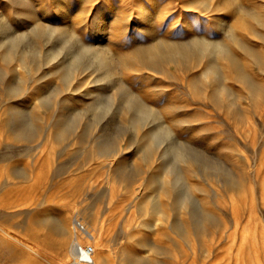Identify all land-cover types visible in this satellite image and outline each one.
<instances>
[{"label": "rangeland", "instance_id": "1", "mask_svg": "<svg viewBox=\"0 0 264 264\" xmlns=\"http://www.w3.org/2000/svg\"><path fill=\"white\" fill-rule=\"evenodd\" d=\"M210 2L0 0L2 21L27 32L24 45L39 50L21 60L18 49L4 55L11 43L0 28V223L45 257L27 264H85L73 243L93 245L110 264H123L125 256L116 255L123 243L140 247L142 264H264V0H221L217 15L234 24L227 31L206 13ZM138 7L147 15L142 20ZM39 22L55 31L42 26L34 37ZM95 26L103 32L96 35ZM68 29L85 44L110 49V74L96 64L72 80L62 77L57 58L45 55ZM196 38L233 50L254 86L240 81L229 60L201 52L206 45L158 58L156 67L137 56L138 45L159 39L184 46ZM239 39L249 51L236 46ZM130 87L155 105L172 139L210 157L227 180L200 175L192 162L165 168L157 160L147 168L132 141L130 113L117 102L105 112L93 105L97 92L119 101ZM101 135L111 137L114 154L100 151ZM176 170L184 183L174 187ZM15 246L0 242L1 264L25 258Z\"/></svg>", "mask_w": 264, "mask_h": 264}, {"label": "bare ground", "instance_id": "2", "mask_svg": "<svg viewBox=\"0 0 264 264\" xmlns=\"http://www.w3.org/2000/svg\"><path fill=\"white\" fill-rule=\"evenodd\" d=\"M13 1H19L23 3L25 2L27 4L29 3V0H13ZM138 8L140 9L139 18L142 20L147 15H143L145 11L142 10L141 7H138ZM205 9H206V13H209V15L212 17L213 23L216 26L217 30L227 31V30L233 29L232 27H234V24L229 23L228 21H225L223 16L217 15L218 12H220L222 9L221 0H211V2L206 6ZM2 20L3 19L0 20V28L2 29V36L8 38L6 39L7 40L6 42L11 43L5 48L3 52L4 55L12 53L11 51L17 50V49L19 50L17 52L19 60H21L22 58L26 56L34 57L35 55L39 54V50L33 44L29 46L24 45L25 43L28 42V41L24 42L25 40H28L27 32L25 31L13 32L11 29H9V26ZM151 20H152L151 17H147L145 19L147 23ZM77 21L79 22V20ZM124 21H128V20L125 19ZM42 23L39 22V24L33 25V28H31L30 32L32 35H34V37H38V29L41 28L42 26H46L47 27L46 30L50 32L55 31L50 26L45 24L44 22ZM183 26H185V24H182L181 27L183 28ZM138 28H141V27H138ZM94 29H95L94 33L96 35H99L103 32V30L99 26L98 27L95 26ZM68 31L69 29L64 31L65 40L62 42V44L58 46V48L50 47L49 51L46 53L47 55H45L48 61L49 60L52 61L57 58V65L60 66L59 72H61L62 77L65 78V80L67 79V81L72 80V78H75L76 75L80 72V70L84 71L92 67L96 68V66H93L96 64L98 65L102 73H104V75L110 74V72L112 71L110 60L113 58L111 57L112 55L110 56L108 53L110 49L100 48L98 45H95V44H90V43L85 44L81 40L77 39L76 37L77 35L75 32H72L71 30L69 32ZM114 31H118V30H114ZM124 32L125 30L119 31L120 35L123 34ZM118 35H116V38L118 37ZM194 43L206 45L200 49L201 52H206L209 55L216 56V58H224V59L229 60L231 65L236 69V73L239 75L238 77L240 78V81H242L245 85L248 84L251 87L254 86L255 82L251 80L244 73L245 69L241 67L243 63L239 62L233 50L230 51V49L225 44H222L221 42H211V41L208 42L204 38H199V39L196 38V39H193L192 42L185 44L184 46H180V45L175 46L172 44L166 45L165 42H162L161 40L158 39V40H155V42L149 46L138 45L136 52H137V56L141 58L142 64H144L146 67L147 66L156 67L160 60L158 58L171 59L174 57L175 53H178L179 55L187 56L188 48ZM235 44L242 51L244 52L249 51V48L246 46V43L244 41H241L239 39L238 41L235 42ZM150 51L157 53V55L153 56V53L151 55ZM106 53L108 54L107 56L108 58L102 59L103 58L102 55L103 54L105 55ZM85 56H87V60H84ZM209 69L213 71L212 68H209ZM124 89H125V96L119 101L118 99L116 101V98L113 96L105 99L103 98L102 92H97L96 94L97 98L93 105L96 108L97 112H105L109 109L110 105H112L114 102H117L120 109L125 110L126 112L130 113V123H131L130 126L132 127V129L136 130V132L132 134V139H133L132 141L137 142V145L139 148L138 150L142 152V155H143L142 158L147 168L150 169V167H152L154 162L156 163L157 160L162 162V165L165 168H167V166L169 167L172 166L173 163L176 161H183L186 163L192 162L194 165L198 166L197 173H199L200 175H203V172L205 175H209V176L222 175L227 180L228 173L223 170L224 168H221L220 165L212 161L210 157L206 156L205 154H200L196 152L187 143H184L183 142L184 140L181 141L178 139L179 141H177V140L172 139V135L170 131L167 130L166 127L163 126L162 122L159 121V117L157 116L158 114L155 111L156 109H155L154 104L149 102L147 99L143 98L140 94H134L132 92L131 87L129 88L130 90H128L127 88H124ZM173 120L174 119H171V121ZM173 122L176 123L177 121H173ZM17 124H18V128L25 127V124L23 121L21 122L17 121ZM102 127H104V125ZM138 128H142L143 130L145 128L147 129L144 130V133L142 132L143 134L141 133L139 135V133H137ZM106 135H108V133ZM100 137L103 139L98 143L100 151L104 153L109 151V153L114 154L115 147L113 146L111 137L108 138L106 136L104 137L103 135H101ZM166 160L168 161L165 162ZM138 168L139 167L135 165L133 166L132 169L136 171ZM174 179L176 183L174 184V187L176 185H180L184 183L181 179L180 172L178 170L174 171ZM181 198L185 199L186 196L184 195ZM160 205L161 203L156 202V200L155 202L151 203V206L152 208H154V210L160 208ZM201 213L208 214V212L206 211H197L196 213H192L191 215L195 217H199ZM58 231L65 236L68 234V230L65 229L64 227H59ZM13 233L14 232H12V230L7 229L0 223V242L1 241L4 242L5 244H7L8 247L13 246V248L17 247L15 245H20L21 246L20 251L22 254L25 255L24 259H21V258L17 259V262H21L20 264H27L29 261L35 260L37 258L45 262V257L40 253L39 249L29 245L28 243L23 242L20 238L15 236V234ZM76 245H78V243H73V245L71 244L72 251H75ZM139 249H140L139 246L128 245V243H123L121 247H119L120 251L118 253L116 252L117 253L116 255L125 256L124 258L125 260L123 264H142V261L145 259V257L143 253L138 251ZM0 256H1V253H0ZM83 263L85 264H110L111 259H109V257L107 256L105 257V255H98L96 253V250L94 249L93 259L89 262H83ZM39 264H43V263L39 262Z\"/></svg>", "mask_w": 264, "mask_h": 264}, {"label": "built area", "instance_id": "3", "mask_svg": "<svg viewBox=\"0 0 264 264\" xmlns=\"http://www.w3.org/2000/svg\"><path fill=\"white\" fill-rule=\"evenodd\" d=\"M75 255L77 260H79L80 262H89L93 259L94 256V246L91 244H78L75 246Z\"/></svg>", "mask_w": 264, "mask_h": 264}]
</instances>
